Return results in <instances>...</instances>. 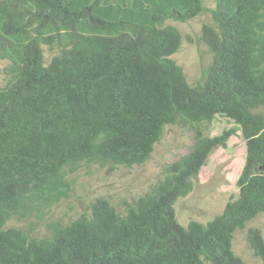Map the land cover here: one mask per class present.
<instances>
[{
	"label": "trees",
	"instance_id": "trees-1",
	"mask_svg": "<svg viewBox=\"0 0 264 264\" xmlns=\"http://www.w3.org/2000/svg\"><path fill=\"white\" fill-rule=\"evenodd\" d=\"M204 0H0V264H243L235 232L264 212V0H217L202 40L213 54L191 85L173 55ZM58 47L45 63L43 46ZM217 115L240 128V193L207 223L179 222L175 204L236 132L207 133ZM167 125L194 131L191 150L122 214L97 198L46 234L10 226L68 195L84 164L133 167ZM248 241L264 264V236Z\"/></svg>",
	"mask_w": 264,
	"mask_h": 264
},
{
	"label": "rangeland",
	"instance_id": "rangeland-1",
	"mask_svg": "<svg viewBox=\"0 0 264 264\" xmlns=\"http://www.w3.org/2000/svg\"><path fill=\"white\" fill-rule=\"evenodd\" d=\"M216 5L217 0H204L205 7L199 15L186 21L169 19L164 23L176 26L181 32L182 43L173 58L182 66L191 85L202 82L205 71L213 63V54L202 40V30L205 24L214 22L213 10ZM43 49L45 63H49L60 52L57 46L50 48L44 45ZM10 64L9 58H0V88L6 87L9 82L6 69ZM231 128H236V132L228 139L227 146L218 147L211 153L195 179L194 189L176 201L177 218L185 226L193 220L207 223L240 193L238 179L247 158V143L242 130L229 118L217 115L207 133L219 136ZM194 136L190 128L167 125L152 155L141 165L114 167L84 164L69 177V191L65 198L48 211L34 214L24 221L11 220L9 225L26 229L30 227L35 234L43 235L48 232V222L60 220L68 223L101 197L109 199L120 213L126 214L127 204H133L146 194L163 177L168 164L191 150ZM251 228L260 229L264 236V212L235 232L233 248L243 259V264H262L248 241Z\"/></svg>",
	"mask_w": 264,
	"mask_h": 264
},
{
	"label": "water",
	"instance_id": "water-1",
	"mask_svg": "<svg viewBox=\"0 0 264 264\" xmlns=\"http://www.w3.org/2000/svg\"><path fill=\"white\" fill-rule=\"evenodd\" d=\"M259 170L264 172V163L259 166Z\"/></svg>",
	"mask_w": 264,
	"mask_h": 264
}]
</instances>
